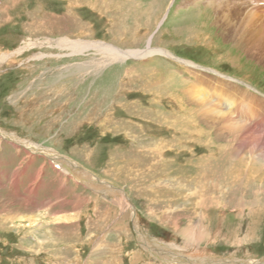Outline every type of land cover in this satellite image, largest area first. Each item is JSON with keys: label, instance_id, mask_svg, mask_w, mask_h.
<instances>
[{"label": "rangeland", "instance_id": "obj_1", "mask_svg": "<svg viewBox=\"0 0 264 264\" xmlns=\"http://www.w3.org/2000/svg\"><path fill=\"white\" fill-rule=\"evenodd\" d=\"M87 2L0 0V264H98L112 257L119 264H179L164 259L170 254L188 257L183 264H224L228 258L264 264V179L255 187L237 176L232 186L221 177L222 163L207 177L196 175L202 155L213 152L211 164L220 162L219 127L237 118V93L215 83L250 91L262 98L253 105L261 106L264 56L237 49L211 23L210 10L202 19L209 24L206 45L173 37L174 19L192 10L183 0H166L135 41L122 31L126 0ZM253 24L264 45V20ZM63 37L99 44L72 51L47 42ZM150 44L191 63L134 51ZM110 46L134 52L102 58ZM144 74L167 79L175 97L162 94L168 86L159 82L155 99L140 85ZM186 86L206 99L200 109L208 120L189 113L198 107L182 97ZM211 106L215 112L207 110ZM155 141L165 144L160 159L144 158ZM31 143L40 149L26 147L34 148ZM184 231L198 238L185 242ZM144 238L155 254L140 243Z\"/></svg>", "mask_w": 264, "mask_h": 264}, {"label": "bare ground", "instance_id": "obj_2", "mask_svg": "<svg viewBox=\"0 0 264 264\" xmlns=\"http://www.w3.org/2000/svg\"><path fill=\"white\" fill-rule=\"evenodd\" d=\"M85 1H87V0H85ZM98 1L97 0H95V1L88 0L87 3H89L91 6L92 5L95 6V5L98 4ZM165 1L166 0H139V1L138 0H126V7H124L125 5H122L123 6V8H122L123 9V12H122L123 13V17H122L121 25H122L123 33L126 34L128 37H130L131 41H135L136 40L135 36L139 33L140 29H146L145 31L147 33V28H149L151 23L155 21V20L153 21V18H155L154 16H156L154 13L158 12L161 9L162 4L164 5ZM204 1H203L204 2V8L201 9V8H199V6L197 8V5L202 4V2H200V0H183L184 5L185 4H191L190 9H192V10H189L187 8L188 11H185V13H187V15L181 16V17H177V19H174L173 25H171V29H172V31H174L173 32L174 35H172L173 37H175L176 39H179V40L184 39L187 42L188 41L198 40L201 43L202 46L206 45V42H207L206 40L208 38H207L206 35H203V34H204V27L205 26L207 27V25H209V24H207L205 22H202V19H203L204 16L207 15V11L210 10L211 19L213 18L211 23L219 25V27L222 28L221 29L223 31L222 33L225 34L229 39H231L233 41V43H234L233 45L237 49H239V46H243L244 50H245V53L247 55H249V56L254 57V55H255V56H258L259 58L261 56H264V45L261 42H259L261 40H259V38L256 35H254L253 31H252V28L255 26V24H253L254 21H256V20H264V0H204ZM198 3H200V4H198ZM94 6H92V7H94ZM119 9H120V7H119ZM212 14H213V16H212ZM134 25H136V26H134ZM140 26H142V27H140ZM135 27H137V28H135ZM167 33H168V31H167ZM137 40H139V39H137ZM41 42L43 43L44 41H40V43ZM47 42L50 45L53 42L60 48H63V46H65L64 48H69L72 51H78V50H81V48H84V47H87V48L88 47H95L96 45L99 44L98 42H94V41H83V40H81V41L77 42V40L76 41L68 40V39H66L64 37L56 39V40L47 39ZM209 42H211V41H209ZM30 44H34V43H30ZM201 45H199V46H201ZM25 47H26V45H25ZM96 47H98V46H96ZM99 48H100V46H99ZM104 48H107V47H104ZM109 48L110 49L107 48V50L104 52V57H102V58H105L107 60L111 59V58H118V57L119 58L120 57L123 58V57L131 55L135 51V52H137V54L140 53V54H142L144 56H146V55L148 56V55L155 54V53L163 54L165 56H170L172 58H175V59L179 60V62L181 61L183 64H185L184 65L185 67H188L189 63H191L190 61L188 63L186 61H182L183 59L182 60L178 59L177 57L172 55L171 52L168 49H166V48H164L162 46H151V44H150V45H148L147 49L143 50V48H142V50H134V51H132V50L131 51L130 50L124 51V50H120V49H117V48L115 49V48H113L111 46ZM208 48H209V46H208ZM195 65H197V64H195ZM197 66H199V65H197ZM94 71H96V70H94ZM215 72L217 74L221 75V76H224L221 73H219L218 71H215ZM135 73L136 72H134V74ZM127 75L129 76L128 72H127ZM190 75L192 77H194V79L196 77H199V78H203L204 77L202 75L200 76L196 72H190ZM128 78L130 79V76ZM163 79L164 78L162 76H157V75L154 76V74H152V75H145L144 77H141L139 82H140V85L142 86V88L145 89V90L150 91V93H152V95H153V97L155 99L161 97V95L159 93V88H160L159 82L168 86V90L163 92L162 94H167L169 97H175V95L170 94V86L166 83L167 79L166 80H163ZM221 83L224 84V85H222ZM215 84H219V85L225 86V88H228V89H233L234 92L237 93V95L239 97V100L237 102V107H236L237 108V112H236V115H235V116H237V118H236V121H231L230 120L231 123H225L226 126L221 125L219 127L220 128L219 130L222 131V132H221V134H218V137L220 139H223V141H224L222 143V145H221L222 148L218 149V153H217V155L219 157L218 161H220V162H218L216 165L211 164V163H213V161H209V160H210V158H212V156H213L212 153L213 152L209 153V154H206L205 156L202 155L198 159L196 175L202 173V174H204L205 177H207V174H208V172L211 171V169L216 172L217 168H215V167L219 166L218 165L219 163L220 164L222 163V165L226 164V167H224V168L220 167V169H219L220 171L219 172H221V174H223V175H221L219 173V177L221 175V177L224 178L225 180L229 179V181L231 182L232 186H236V185L238 186V183H239L238 179L239 178L237 176H239L240 178L243 179L242 183L247 184V186H249L250 183H251L255 187H257V183H255V180L256 179H258V180L261 179V181H262V179H264V177H263L264 176V101L262 102L261 106H259L258 104H256V105L254 104L253 105V102H254L255 99H257V98L258 99H262V98H259V97L256 98L254 96H251L252 93L250 91L247 92L246 90L242 89L239 86L232 88V86H233L232 84L231 85H227L229 83L219 82V83H215ZM181 93H182V97H185L187 100L189 99V101H190L191 98L194 99L193 103L196 104V108L198 107L197 109L191 110L192 112L189 111V113L192 115V117L193 118L195 117V118L198 119L200 116H202L206 120H208V118L210 117V114L207 112V115L205 116V114L200 109L202 104L206 103V101H205L206 99L203 97L202 94L199 93L198 89H196L193 86H191V88H188V86H186V88L181 90ZM228 94H229V92H228ZM228 96H230V95H228ZM154 102H155V100H154ZM250 106H252L251 108H256L257 107L259 109V111L258 112H254L250 108ZM261 107H263V108H261ZM207 110L209 112H215L214 106L213 107L212 106L211 107H207ZM249 110H251V111H249ZM204 111H205V109H204ZM145 113L146 112H144V114ZM159 114L155 113V119L159 117V116H157ZM167 114H168V112H167ZM90 115H88V117H90ZM161 115H163V114H161ZM169 115H173V114L169 113ZM221 116L225 118V116H223L222 114H221ZM166 118L165 117H164V119L162 118L164 122L171 121V120H168V119H167V121H165ZM80 120H81V118H80ZM159 121H161V120H159ZM127 126H128V124H127ZM222 127H223V129L221 130ZM198 134L201 135V134H204V133H198ZM208 135H210V134L208 133ZM178 139L179 138H177V141H178ZM186 139H188V138H186ZM197 140H198V138H197ZM210 140H212V139H210ZM210 140H208V141L210 142ZM212 143H213V141H212ZM153 144H154V148L149 149L150 147L147 146L146 149L148 150V152L147 151L146 152H147L148 155H145L144 158L145 157H148V158L149 157L159 158L161 156V154H160L161 153V149H162V147H165V144L164 143L162 144V143H159V142L156 143V141ZM26 145H28V144H26ZM29 145H30V143H29ZM31 145H34V144L31 143ZM34 146H35L34 148H32V146H26V147H28V148L30 147V149H37L39 147V149H40V146H38V145H34ZM218 147H220V146H218ZM37 151H39V150H37ZM52 155H57V153H54ZM153 158H151V160ZM159 163H161V162L158 160V164ZM229 163L231 165H229ZM70 164H72V163L70 162ZM144 165H146V164H144ZM154 165H155V163H154ZM228 165H229V168H228ZM162 166H164V165L162 164ZM162 166H161V169H162L161 172H165V169ZM145 168H147V167H145ZM231 168H233V169L231 170ZM165 178H167V177H165ZM200 178H201V175H200ZM192 180L193 179L190 178V180H189L190 183L192 182ZM96 181L100 183V180L98 181V179H97ZM160 181H162V180H160ZM102 183H106V185H107V182L103 181ZM161 183L166 187V189H167L166 191L170 190V189L167 188L166 183H163V182H161ZM224 183H226V182H224ZM156 185H158V183H156L155 186ZM187 185H189V184H187ZM201 185H203V184H201ZM198 187H199V185H198ZM200 189H201V187H200ZM154 190H155V188H154ZM178 190L179 189H177V191ZM208 191H211V190H208ZM155 192H153V193H155ZM220 193H221V191H220ZM122 194H124V193H122ZM199 198H200V196H199ZM200 199L202 200V197ZM210 206H211V204L210 205H205L204 204V206H202L201 208H203V209L211 208ZM200 216H201V218H204L206 216L205 212L202 211ZM206 218H207V216H206ZM184 236L186 237L185 242L186 241H193V240L198 238L197 235H194L192 233V231L191 232L188 231L186 233L184 231ZM140 243L146 248V250H149L153 254H155L154 252L157 251L156 247L154 245L150 244V241L146 240L145 238L144 239H140ZM110 248L111 247L109 246V250H110ZM106 249H108V248H106ZM162 253H163V251H162ZM162 253H159V254H162ZM161 256H155V257H161ZM177 257H180L181 259H179V260H181V261L175 260ZM164 259H166L168 262H174V263H179V264H183V263H187V262L189 263V258L186 257V256H181V255H178V256L175 257V256H172L170 254L167 257H165ZM236 261H238V260L228 258V259H226L224 261V264H236L237 263ZM242 261H243V259H242ZM242 261H239L240 264H242L241 263ZM154 263H155V261H153L151 264H154ZM146 264H149V263H146ZM256 264H257V262H256Z\"/></svg>", "mask_w": 264, "mask_h": 264}, {"label": "crops", "instance_id": "obj_3", "mask_svg": "<svg viewBox=\"0 0 264 264\" xmlns=\"http://www.w3.org/2000/svg\"><path fill=\"white\" fill-rule=\"evenodd\" d=\"M101 260L102 261L104 260V262L103 263H100ZM118 260H119V257H114V258L112 257L111 259H108V261H107V258H101L99 260V262H97V261H95V262L98 263V264H119L120 261H118Z\"/></svg>", "mask_w": 264, "mask_h": 264}]
</instances>
